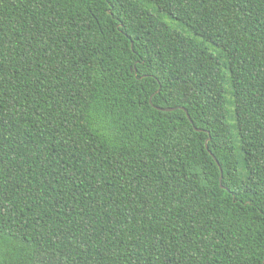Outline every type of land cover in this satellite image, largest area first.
Instances as JSON below:
<instances>
[{
    "label": "trees",
    "instance_id": "16d2710c",
    "mask_svg": "<svg viewBox=\"0 0 264 264\" xmlns=\"http://www.w3.org/2000/svg\"><path fill=\"white\" fill-rule=\"evenodd\" d=\"M0 264H264V0H0Z\"/></svg>",
    "mask_w": 264,
    "mask_h": 264
},
{
    "label": "water",
    "instance_id": "95a60500",
    "mask_svg": "<svg viewBox=\"0 0 264 264\" xmlns=\"http://www.w3.org/2000/svg\"><path fill=\"white\" fill-rule=\"evenodd\" d=\"M157 109H161V110H172L173 108L172 107H166V108L157 107Z\"/></svg>",
    "mask_w": 264,
    "mask_h": 264
}]
</instances>
